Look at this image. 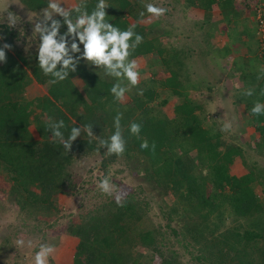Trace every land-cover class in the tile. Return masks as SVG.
<instances>
[{
	"label": "trees",
	"instance_id": "trees-1",
	"mask_svg": "<svg viewBox=\"0 0 264 264\" xmlns=\"http://www.w3.org/2000/svg\"><path fill=\"white\" fill-rule=\"evenodd\" d=\"M21 1L33 12L41 11L48 3V0ZM180 1L207 12L212 11L217 2ZM97 2L80 0L78 6L91 12ZM143 2L106 0L107 19L126 29L125 15H131L136 21L142 19L139 11L146 10ZM0 29V47L4 44L12 47V29L3 24H0ZM64 31L66 26L61 29V32ZM135 31L142 32L144 39L130 50V57L138 58L151 53L163 55L161 41L158 37H151V30L147 31L146 27L136 23ZM5 51L7 59L0 63V169L12 181L9 191L22 208H34L40 213L56 208V196L70 194L76 187L70 170L74 161L96 150L107 153V147H102L100 141L114 131V117L121 113V125L128 137L122 155L130 158L132 153L140 154L147 160L146 174L150 175V179L165 188H174L172 193L177 205L172 211L177 212L175 208L183 206L188 213L191 223L184 232H189L186 234H190L194 246L198 248L199 254L194 258L198 264H221L223 258L227 260L232 256L230 253L236 254L234 257L241 260V264H264V201L256 191L257 186H263L264 182L259 181L256 167H251L242 176L231 173L235 157H242L243 151L239 147L220 151L221 133L215 132L212 126L203 127V120L198 114L200 103L191 98L181 84L183 62L178 57H172V60L178 59L175 63L179 65L177 70L171 71L170 77L158 81L173 95L184 97V101L175 108V116L170 118L162 108L151 107L158 95L154 87L144 90L143 97L135 96L134 101L125 106L111 93L115 82L102 75L101 67L89 66L81 60L77 71L70 73L68 79L52 84L49 83L52 78L43 73L38 60L34 61L35 57H15L9 49ZM256 61L259 64H253L252 72L242 73L243 85L238 103L248 110L250 124L261 137L259 147L264 149V115L251 113L257 101L264 103V69L260 68L264 56ZM28 69L32 70L31 74ZM76 77L84 80L86 94L76 86ZM33 81L49 88L48 94L39 97L37 103L24 97L26 87ZM249 88L253 90L251 96L244 94ZM167 102L165 99L159 107L166 106ZM35 107L41 114H35L32 122L30 116L34 114ZM61 119L66 125L62 129L65 138L72 127L91 124L94 135L99 139L82 132L86 138L78 137L68 152L59 139L52 138L48 128ZM133 119L143 125L139 132L130 129ZM31 124H35L39 139L29 130ZM144 140L149 142L148 149L140 147ZM192 152L196 153L195 157L190 155ZM109 155L114 156L115 153ZM226 188L228 192H225ZM145 206L146 203L133 195L120 200H107L69 226V233L79 240L74 264H150L153 258L150 250L160 254L162 264H184L176 252L164 253L158 242L160 233L138 228ZM228 216L237 224L235 227H224Z\"/></svg>",
	"mask_w": 264,
	"mask_h": 264
},
{
	"label": "rangeland",
	"instance_id": "rangeland-1",
	"mask_svg": "<svg viewBox=\"0 0 264 264\" xmlns=\"http://www.w3.org/2000/svg\"><path fill=\"white\" fill-rule=\"evenodd\" d=\"M143 1L145 5L147 0ZM153 2L167 10L161 14L151 13L147 9L137 10L143 16L142 19L136 21L131 15L126 14V24L128 27L138 23L146 27L147 31L151 30V37H158L164 53L138 57L140 71L138 82L130 84L126 78L121 81L128 85L124 97L120 99L121 103L127 106L134 101L135 96L143 97L144 91L140 92L139 89L154 87L158 95L155 97L156 101L150 104L151 107L162 108L164 113L173 118L176 106L184 101V97L173 95L158 81L170 77L171 71L177 70L179 65L175 63L179 59L183 62L180 71L181 84L184 85L185 92L200 103L201 109L198 110V114L203 120V127L212 126L215 132L221 133L220 151L224 152L229 147H239L243 151L242 157H235L231 173L242 176L247 174L251 167H256L258 179L263 183L264 149L259 147L261 137L250 124V114L245 105L238 103V94L243 85L242 73L252 72L253 64H259L256 61L258 57L264 56V37L259 34V16L264 19V0H217L212 11H205V14L208 22L222 19L223 23L220 25L224 27L222 34L218 25L213 27L209 25L212 22L205 24L199 21L202 17L199 13L203 9L197 6L180 0ZM8 11L19 16L18 23L10 27L13 32V46L9 51L15 57L33 56L36 61L39 38L38 35L33 37L32 34L35 24L42 17L41 11H30L21 0H0V24L9 26ZM228 29L229 32L231 29L230 38L227 36ZM243 30L245 35L234 36ZM210 33H214V36ZM213 43L218 46H215L216 49L207 48L208 44ZM174 56L178 57L176 61L172 60ZM260 68L264 69V62ZM28 72L31 74L32 70L28 69ZM102 75L117 82L118 78L107 75L103 68ZM74 82L79 90L86 94L84 80L76 77ZM48 89V85L33 81L26 87L24 97L37 103L39 97L48 94ZM165 99L168 101L166 106L159 107ZM35 114H41L36 107L34 114L30 116L32 122ZM225 124L230 127L224 128ZM29 130L39 139L35 124H31ZM93 137L99 139L96 135ZM80 138H86L85 134H81ZM177 153L182 155L180 151ZM132 155L130 158L125 154L116 153L110 156L102 154L99 150L81 155V158L76 159L70 167L76 187L70 194L56 196L57 210L52 207L51 210L42 213L34 208H22L13 199L9 191L12 181L0 169V264H34L35 252L42 243L56 245V250L50 257V264H74L79 240L69 233V226L76 224L104 201L116 200L117 197L119 198L117 200H120L131 195L143 204L146 203L145 214L139 221L138 228L153 229L160 233L158 242L164 253L176 252L182 263L198 264L194 259L199 254L198 248L194 246L190 234H186L189 232H184L191 223L188 213L183 206L175 208L177 212L172 211L177 205L172 193L174 188L172 186L165 188L150 179V175L146 174L147 160L140 154ZM190 155L195 157L196 153L192 152ZM106 175H110L114 185L110 192H105L98 186L99 181ZM34 189L38 190L36 187ZM228 191L226 188L225 192ZM256 191L264 201V185H258ZM228 217L224 227H235L237 224L232 217ZM241 221L247 226L245 221ZM18 239L25 241L24 246L16 244ZM28 241H31L30 246ZM138 250H142L141 247H138ZM208 251L212 252L209 248ZM224 252L228 253L227 250ZM150 254L153 255L150 264H162L160 254L151 250ZM229 255L232 256L227 260L223 258L221 264H241V260L234 257L236 254Z\"/></svg>",
	"mask_w": 264,
	"mask_h": 264
},
{
	"label": "clouds",
	"instance_id": "clouds-1",
	"mask_svg": "<svg viewBox=\"0 0 264 264\" xmlns=\"http://www.w3.org/2000/svg\"><path fill=\"white\" fill-rule=\"evenodd\" d=\"M61 0H48L47 6L41 9L42 17L33 28V37L38 35L39 45L37 50V60L40 69L52 79L49 83L55 84L69 78L70 73L77 71V66L81 60L87 62L89 66L102 67L107 75L113 76L117 82L113 84L110 91L118 99H122L126 93L128 85L121 81L126 78L130 84L138 82L139 59L130 57V50L134 49L144 39L142 32L135 31V25H129L126 29H121L107 19L106 0H98L95 8L89 12L82 6L68 8L62 6ZM146 9L151 13L161 14L167 9L164 6L147 0ZM59 17V18H57ZM16 14L7 12V22L9 27L18 23ZM62 18V19H60ZM151 18V17H149ZM66 26V31L61 29ZM83 45V48H81ZM11 45L4 44L0 47V63L7 59L5 49ZM143 92L144 89H139ZM245 95H253L252 89H246ZM251 113L259 116L264 115V103L257 101L251 108ZM114 131L107 139L100 141L102 147H107V153L123 154L127 147L128 137L125 135L121 125V113L114 117ZM139 120L133 119L130 122L132 132H139L142 128ZM66 127L63 119L53 122L48 126L52 132L53 139H59L63 147L70 152L73 142L86 132L89 136H95L91 124L74 126L70 129L65 138L62 129ZM230 125L225 124L224 128ZM142 149L149 148V142H141ZM155 148V144L152 145ZM99 188L105 192H110L114 187L110 175L104 176L98 184ZM117 199H119L117 197ZM31 245V241L27 242ZM18 246H24L25 241L18 239ZM56 250V245L42 243L39 250L35 252L34 264H50V257Z\"/></svg>",
	"mask_w": 264,
	"mask_h": 264
},
{
	"label": "crops",
	"instance_id": "crops-1",
	"mask_svg": "<svg viewBox=\"0 0 264 264\" xmlns=\"http://www.w3.org/2000/svg\"><path fill=\"white\" fill-rule=\"evenodd\" d=\"M61 3L63 4L62 6H64V7H68V8H75V7H77L78 5H79V3H80V0H61ZM215 10V9H214ZM201 11V13H199L202 17H201V19H199V21L201 22V23H205V24H209V23H211L212 22V24H209L210 26H219V27H221L220 29L222 30H220V34H222L224 31V27L223 26H220L221 25V23H223V22H221V20L222 19H219V20H217V19H214V20H212L211 22H208L207 21V15L205 14V11L204 10H200ZM216 20V21H215ZM229 23V21L227 22V24ZM226 24V25H227ZM229 26H233V25H229ZM216 29V28H215ZM214 29V30H215ZM232 30H233V28H232ZM216 31H218L217 29H216ZM230 32H231V29H230ZM229 32V29H228V35L227 36H229L228 38H230L231 37V33ZM210 34H212L213 36H214V33H210ZM245 35L246 33H245V31L243 30V31H239L237 34H234V36H242V35ZM238 40V39H237ZM212 41H213V38H212ZM214 41H216V40H214ZM225 44H227V43H225ZM209 46L207 47V48H210V49H216L215 48V46L216 47H218L216 44H208ZM224 48V47H223ZM224 50V49H223ZM216 51V50H215Z\"/></svg>",
	"mask_w": 264,
	"mask_h": 264
},
{
	"label": "built area",
	"instance_id": "built-area-1",
	"mask_svg": "<svg viewBox=\"0 0 264 264\" xmlns=\"http://www.w3.org/2000/svg\"><path fill=\"white\" fill-rule=\"evenodd\" d=\"M259 34L264 37V19L262 16H259Z\"/></svg>",
	"mask_w": 264,
	"mask_h": 264
}]
</instances>
